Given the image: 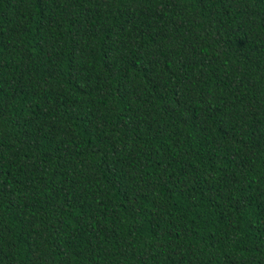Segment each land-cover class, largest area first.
I'll use <instances>...</instances> for the list:
<instances>
[{
    "label": "trees",
    "instance_id": "16d2710c",
    "mask_svg": "<svg viewBox=\"0 0 264 264\" xmlns=\"http://www.w3.org/2000/svg\"><path fill=\"white\" fill-rule=\"evenodd\" d=\"M0 264H264V0H0Z\"/></svg>",
    "mask_w": 264,
    "mask_h": 264
}]
</instances>
